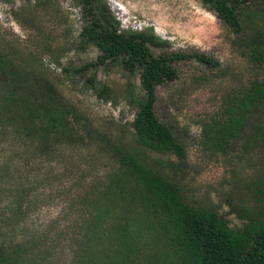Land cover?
Masks as SVG:
<instances>
[{
  "label": "rangeland",
  "instance_id": "1",
  "mask_svg": "<svg viewBox=\"0 0 264 264\" xmlns=\"http://www.w3.org/2000/svg\"><path fill=\"white\" fill-rule=\"evenodd\" d=\"M104 1L120 30L151 28L165 41L164 51L198 52L218 62L211 69L195 59L175 61V78L154 89L155 116L170 128L184 156L134 143L136 106L127 84L139 91L137 73L109 63L73 72L100 53L78 37L79 0H0V57L48 81L78 116L69 117L72 136L62 138L0 110V264H74L91 203L116 167L108 141L134 151L176 184L185 203L215 209L231 228L244 223L240 209L264 218V136L247 142L254 126L264 125V104L222 147L203 132L230 93L254 79L264 81V62L249 58L248 44L256 33L264 39V12L246 2L242 32L234 33L200 0ZM91 74L95 88L85 82ZM13 80L0 73V93ZM100 84L105 97L97 93ZM259 182L263 193L257 196L253 185ZM164 255L162 246V264H168Z\"/></svg>",
  "mask_w": 264,
  "mask_h": 264
},
{
  "label": "trees",
  "instance_id": "2",
  "mask_svg": "<svg viewBox=\"0 0 264 264\" xmlns=\"http://www.w3.org/2000/svg\"><path fill=\"white\" fill-rule=\"evenodd\" d=\"M248 1L264 12V0H200L234 33L242 32L241 16ZM79 2L83 24L78 37L100 53L94 62L84 63L73 72L79 74L109 63L129 74L137 73L139 91L127 84L129 98L136 106L131 121L134 143L183 158V147L155 116L154 89L175 78V61L195 59L211 69H216L218 62L198 52L164 51L165 41L151 28L120 30L104 0ZM259 37L256 33L248 39L249 58L256 64L264 62V39ZM150 47L162 51L153 53ZM0 73L14 76V82L0 93L3 113L26 127L40 125L55 137L72 136L69 117L78 116L48 81L32 71L20 70L5 57H0ZM85 82L93 88L97 84L92 74ZM97 93L105 97L106 87L100 84ZM263 104L264 81L254 79L247 87L233 91L211 123L204 126L207 140L216 147L226 145ZM263 136L264 125L254 126L247 142ZM106 148L115 156L116 167L107 176L100 197L91 203L74 264H162V246L168 264H264V218L250 209H240L238 217L244 223L231 228L215 209L185 203L176 184L141 161L134 151L110 141ZM253 187L257 196L263 193L260 182Z\"/></svg>",
  "mask_w": 264,
  "mask_h": 264
}]
</instances>
